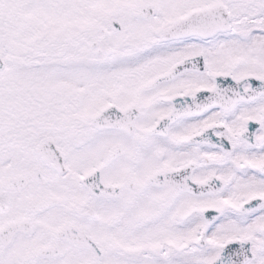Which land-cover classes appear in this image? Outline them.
Returning <instances> with one entry per match:
<instances>
[{
	"label": "snow or ice",
	"instance_id": "snow-or-ice-1",
	"mask_svg": "<svg viewBox=\"0 0 264 264\" xmlns=\"http://www.w3.org/2000/svg\"><path fill=\"white\" fill-rule=\"evenodd\" d=\"M0 264H264V0H0Z\"/></svg>",
	"mask_w": 264,
	"mask_h": 264
}]
</instances>
